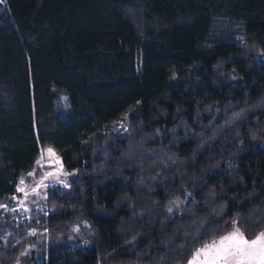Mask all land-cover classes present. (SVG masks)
Instances as JSON below:
<instances>
[{"label": "trees", "instance_id": "trees-1", "mask_svg": "<svg viewBox=\"0 0 264 264\" xmlns=\"http://www.w3.org/2000/svg\"><path fill=\"white\" fill-rule=\"evenodd\" d=\"M5 1L0 234L42 148L69 173L21 264H187L264 231V0Z\"/></svg>", "mask_w": 264, "mask_h": 264}, {"label": "rangeland", "instance_id": "rangeland-1", "mask_svg": "<svg viewBox=\"0 0 264 264\" xmlns=\"http://www.w3.org/2000/svg\"><path fill=\"white\" fill-rule=\"evenodd\" d=\"M6 7V1L0 0V15L5 12ZM127 127V118L119 121L116 125V129L121 131L127 130ZM31 174L30 181L26 182L23 180V184L20 182L16 193L2 206L3 211L8 213V216H6L8 225L15 227L16 230L14 232L6 230L0 234V264H21V261L17 260L18 256L31 258V261L34 260L36 255L38 256V252L35 249L39 248L42 240H47L48 236L45 234L47 232L45 229L25 225L35 217V213L38 211V207H40V199L44 198L47 188L56 187L59 184H63L66 187L69 186V182L67 181L69 173L64 170L61 157L52 148L41 149L40 157L36 162V168ZM19 189L23 190L20 191ZM41 212L45 213L44 210ZM236 228L238 226L234 225L229 233ZM78 233H81V226L75 224L69 227L67 240L69 239L73 244H76L74 234ZM220 238L215 241H219ZM76 245L83 244L77 243ZM197 251L191 257L188 264L194 260ZM202 260L203 257L197 259L195 264H202Z\"/></svg>", "mask_w": 264, "mask_h": 264}, {"label": "snow or ice", "instance_id": "snow-or-ice-1", "mask_svg": "<svg viewBox=\"0 0 264 264\" xmlns=\"http://www.w3.org/2000/svg\"><path fill=\"white\" fill-rule=\"evenodd\" d=\"M23 183L21 180V184ZM201 257L202 264H264V232L249 240L239 228H236L219 241L204 245L197 251L190 264H195Z\"/></svg>", "mask_w": 264, "mask_h": 264}, {"label": "crops", "instance_id": "crops-1", "mask_svg": "<svg viewBox=\"0 0 264 264\" xmlns=\"http://www.w3.org/2000/svg\"><path fill=\"white\" fill-rule=\"evenodd\" d=\"M230 232V231H229ZM229 232L228 233H226V234H224L223 236H226V235H228L229 234ZM259 234V233H258ZM223 236H221V237H223ZM220 238V237H219ZM255 238V237H254ZM254 238H252V239H254ZM249 240H251V239H249ZM215 241V240H214ZM210 244V243H209ZM201 248V247H200ZM188 263H189V261H188ZM187 263V264H188Z\"/></svg>", "mask_w": 264, "mask_h": 264}]
</instances>
